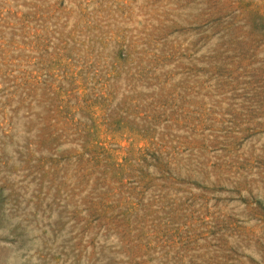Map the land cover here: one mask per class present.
I'll return each instance as SVG.
<instances>
[{
	"label": "rangeland",
	"instance_id": "obj_1",
	"mask_svg": "<svg viewBox=\"0 0 264 264\" xmlns=\"http://www.w3.org/2000/svg\"><path fill=\"white\" fill-rule=\"evenodd\" d=\"M0 264H264V0H0Z\"/></svg>",
	"mask_w": 264,
	"mask_h": 264
}]
</instances>
